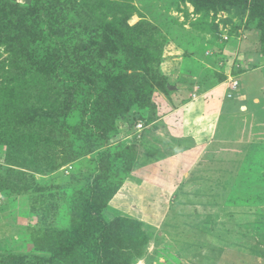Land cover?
<instances>
[{"label": "rangeland", "instance_id": "374dc122", "mask_svg": "<svg viewBox=\"0 0 264 264\" xmlns=\"http://www.w3.org/2000/svg\"><path fill=\"white\" fill-rule=\"evenodd\" d=\"M231 1H53L65 59L78 64L73 73L70 63L41 70L37 80L29 69L22 93L19 83L0 85V261L16 255L26 264H264V243L256 244L264 242V138L244 143L250 122L231 117L237 142L203 148L186 163L167 149L154 158L159 146L152 160L149 146L145 159L136 136L135 121L147 128L164 96L190 91L179 86L188 77H225L215 59L233 75L264 64V1ZM136 24L141 28L127 29ZM27 101L41 119L39 132L2 137L1 111L20 115ZM7 122L18 123L11 113ZM63 157L64 165L52 169ZM107 164L117 168L107 182L121 187L102 207L91 186ZM225 197L259 207L234 221L209 206Z\"/></svg>", "mask_w": 264, "mask_h": 264}, {"label": "crops", "instance_id": "0c3cea01", "mask_svg": "<svg viewBox=\"0 0 264 264\" xmlns=\"http://www.w3.org/2000/svg\"><path fill=\"white\" fill-rule=\"evenodd\" d=\"M243 72L235 76L226 73L228 75L227 78L237 80L239 85H241L240 88H243V91H240L239 88L232 98L226 97L229 92V79L225 78L222 82L217 83L214 78L208 77L202 82L196 80L197 78L188 77L189 79L185 83L179 85L184 90L186 88L190 90L186 95L177 93L179 90L176 92L172 91L174 93L167 96L163 95V101L159 105L156 103L158 116L147 126L151 131L143 135L147 129L144 128L140 137L146 149V156L143 157L147 158V149L151 146L148 158L150 157V160H152V152L150 151L152 149L155 150L159 146L160 149L155 150L154 158L164 154L165 149H167L170 152L173 150L175 153H179L181 160L186 163L191 154L198 157L203 148H205L204 150L206 148H215V144L218 142L224 144L237 142L234 137H236L238 132H233L234 125H232L231 119L234 116L244 118L247 122H250L244 134V140H249L244 142L248 146L253 141L264 138V126H260L264 121V93L260 95L259 89L261 91V88L258 87L261 82L264 85V64H260L258 61L255 67H248ZM200 73L203 74V71L200 70ZM194 94H196L197 98L193 100L192 95ZM170 97L173 98L172 101L169 99ZM176 117L177 119L180 118L179 122H176ZM208 151L203 152L204 155ZM140 158V162H145L141 156ZM226 198H224L223 205L220 203V205L212 204L209 206L215 207V214L218 212H222L224 216L230 214L234 221L240 220V217L244 215L248 218L246 214H251L253 209L255 210L256 207H259L257 201L255 204L253 202L233 204L231 201H226ZM257 211L259 212L260 210L257 209ZM220 240L224 245L229 246V241L225 237H221ZM238 241L241 242L240 240ZM263 243L261 239L256 241V244L261 246ZM240 245L241 247H237V250L243 248V244L239 243L238 246Z\"/></svg>", "mask_w": 264, "mask_h": 264}, {"label": "trees", "instance_id": "16d2710c", "mask_svg": "<svg viewBox=\"0 0 264 264\" xmlns=\"http://www.w3.org/2000/svg\"><path fill=\"white\" fill-rule=\"evenodd\" d=\"M53 1L54 0H32L29 5H21L16 2H11L10 0H0V51L2 52H0V55L5 54L7 57V60L1 61L0 59V85L2 88L4 86H8V84L19 83L17 88L19 89V92L22 93L21 91L24 90V87H21L20 83L26 81L25 76L28 75L26 72H28L29 69L33 70V78L37 80V76H42L43 74L41 70H44L47 73L56 72L62 66H68L70 63L66 61L65 57L67 55L64 53L65 48L58 39V36H62L64 24L61 25V23L57 20L56 15L54 16L52 5ZM263 1L264 0H256V2ZM229 2L232 1L229 0ZM234 2L236 1L234 0ZM247 2L248 0H244V3ZM140 28L141 24H136L135 26L127 29L133 31ZM113 33H115V31ZM259 37L261 39L262 34H260ZM49 41H52V45H47L49 44ZM1 47L3 48L1 49ZM29 48H31V50H29ZM224 61L225 60L223 58H221V60L215 59V61H213L217 70L220 71L218 73L225 76L222 78L214 77L217 83L222 82L225 78L227 79L228 76H226L224 71L226 68L223 64ZM77 64L78 63L71 67L70 63L71 73L75 72L74 68L77 67ZM17 66L19 67L17 68ZM3 68H5V70ZM81 80L88 82V79L86 78ZM13 92L16 94L18 91L14 90ZM4 96L5 94L2 95V97ZM34 97L33 100L35 99ZM143 97L144 100L150 99V93H145ZM36 99L37 100L35 102L38 103L39 98L37 96ZM1 101L10 104L7 98H2ZM23 102L24 100L21 103ZM22 105L23 110L20 115L14 112L17 109L13 111L10 109L9 111H1L3 112L2 114H4L2 118L6 121L4 122V127L2 128L4 131L2 137H19L21 136L22 131L26 134L29 133V137H31L34 133L39 132L41 119H39V116L34 115L33 111L35 108L31 106L32 103L27 101V103ZM122 106L125 109L129 107V105ZM2 108L8 107L2 106L1 109ZM9 113H11V118L18 121V123L13 124L12 126L11 124L9 125L7 122ZM138 121L143 122L141 119H137L135 122L137 123ZM152 121L153 120H149V123L147 124L149 125ZM34 135L31 138L35 137ZM65 160L63 157L60 159L58 165H55L56 167L53 166L51 168L58 169L64 165L63 163ZM131 167L132 166L130 165L127 169H124L123 174L129 173L131 171ZM110 169L115 172L117 170L115 165H99L98 173L92 180L91 187L94 188L95 193H98L99 198L101 200L103 199L102 207L106 206L109 202L108 200H111L121 187V181L114 184L107 182V179L113 175V172H109ZM102 180H105V184L101 183ZM3 187L8 188L6 185H3ZM99 189L102 190V192H97ZM106 190L108 192L107 196L104 194ZM141 235L145 236L142 233ZM0 264L26 263L20 257L11 255L1 259Z\"/></svg>", "mask_w": 264, "mask_h": 264}, {"label": "built area", "instance_id": "2783aa9c", "mask_svg": "<svg viewBox=\"0 0 264 264\" xmlns=\"http://www.w3.org/2000/svg\"><path fill=\"white\" fill-rule=\"evenodd\" d=\"M223 40H228V37H224ZM227 79H229L228 80V91L229 92L226 95V97L227 98H232V97L235 96L236 92L239 90L240 85H239V82L237 80H235V79H231V78H227ZM196 98H197L196 94L192 95V99L193 100L196 99ZM135 128H136V134H137L136 136H137L138 139H140V137H141L140 134L145 128L144 123L141 122V121H138L136 123Z\"/></svg>", "mask_w": 264, "mask_h": 264}]
</instances>
